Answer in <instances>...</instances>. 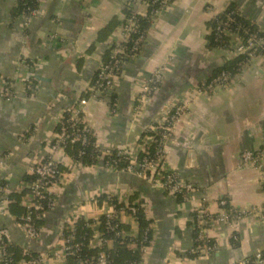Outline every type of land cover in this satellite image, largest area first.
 Returning <instances> with one entry per match:
<instances>
[{
    "label": "crops",
    "instance_id": "crops-1",
    "mask_svg": "<svg viewBox=\"0 0 264 264\" xmlns=\"http://www.w3.org/2000/svg\"><path fill=\"white\" fill-rule=\"evenodd\" d=\"M18 1L0 0V87L10 81L16 93L0 98V184L9 194H26L30 166L49 155L55 118L81 98L89 100L83 117L104 148L131 147L140 154L145 137L158 135L167 110L195 87L222 71L230 73L231 82L196 97L166 147L165 167L195 187L190 202L146 179L107 169L102 161L81 167L69 153L60 152L56 159L67 178L56 210L42 221L40 241L29 242L17 216L8 206L0 209V228L9 230L12 244L34 253L56 247L68 219L97 226L105 196L111 194L143 201L150 210L151 243L139 264H230L264 250V223L246 216L236 228L208 223L206 234L216 250L190 256L198 236L193 217L198 209L216 218L221 200L241 210L264 207V168L242 160L244 152L264 146V56L244 58L234 73L231 65L240 57L209 45L216 18L231 4L264 35V0H172L157 16L145 2L37 0L38 14L27 27L21 16H12ZM132 12L149 20L146 42L126 60L111 93L91 99L90 86L109 60V45ZM53 35L59 39L50 40ZM163 66L167 73L158 92L140 103L143 86ZM28 81L35 86L33 97L26 93ZM124 221L132 233L133 221Z\"/></svg>",
    "mask_w": 264,
    "mask_h": 264
},
{
    "label": "built area",
    "instance_id": "built-area-1",
    "mask_svg": "<svg viewBox=\"0 0 264 264\" xmlns=\"http://www.w3.org/2000/svg\"><path fill=\"white\" fill-rule=\"evenodd\" d=\"M130 1L133 5H140L145 2L150 7L158 6V9L151 10V15L157 16L163 9L169 6L172 0ZM208 1L209 3L212 2V0ZM227 8L215 20L216 26L212 32L216 37V41H227L228 50L236 57H245L246 59H254L258 56L263 57L264 38H259L257 35L250 33L248 29L244 28L242 23L234 26L236 22L233 17L234 12L227 13L225 18H223L222 16L226 13ZM237 12L243 16L240 8ZM37 14L38 8L27 7L26 11L21 15L24 26H29ZM140 19V15L137 12H132L123 23L119 35L111 41L109 45V60L101 64L90 86L91 99L100 100L111 93L115 84L120 80L126 60L137 55L145 44L147 31L141 28ZM240 30L244 31L243 35L239 34ZM58 39L56 35L50 38V40ZM244 64L245 61H242L241 65ZM166 73L167 67L163 66L152 74L141 90L140 103H147L158 92ZM230 82V73L222 71L210 81L195 87L183 102L170 107L158 127V137H145L144 143L146 145L143 144L140 148V153L144 154L142 161H138V153L134 148L127 147L115 150L110 147L104 148L100 144L97 134L86 123L83 117V111L89 100L81 98L78 103L62 109L55 118L57 129L50 140L49 155L37 160L29 168V176L33 177V180L27 182L26 194L22 199V205L26 213L18 219V224L24 231L28 241H40L41 226H38V222L43 221L58 206L59 196L61 195L62 186L65 183L67 174L56 159V154L60 152L67 153L68 149H73L75 146L81 147L76 156H71L78 166H86L83 158L88 155L87 149L90 148L88 153L92 155L93 160L102 161L105 168L146 179L154 187L166 194L180 198L183 202H190L196 191L195 187L165 167L166 147L173 139L178 126L182 123L193 100L198 96L214 92L217 87L227 86ZM11 86L12 84L5 83L0 87V98L7 99L16 95V93L12 92ZM26 88L28 91L32 90V92H35V86L31 81L26 83ZM34 92L31 94L32 97L34 96ZM111 107L113 112H116L118 102L116 100L113 101ZM153 144L158 147L154 156L149 154V146ZM114 152H116V156H113ZM242 160L246 165L263 169L264 146L258 151L244 152ZM120 163H125L126 166L121 168ZM8 196L7 187L4 184H0V209H5L10 203ZM91 199L94 198L91 196ZM105 204L106 209L97 226L89 223L87 220L83 223L82 229H88L87 233L78 236L77 218L73 220L68 219L61 228L56 247H52L48 251H39L38 253H34L29 247H26L23 249L22 259L18 262H15L8 250L12 244L9 230L0 228V263L46 264L48 262H55L58 264H110L109 256L101 248L105 246L109 247L110 244H113L114 239H128L130 248L143 254L151 243L149 233L152 230V226L150 224L141 236L137 229L139 227L137 217L140 213H143L145 218L150 221V210L148 207L145 206L143 201L130 202L126 199H119L111 194L106 195ZM219 206L220 211L216 218L203 208L196 211L198 236L195 246L191 251L192 254L199 253L201 255L202 251L210 254L216 250V244L208 238L205 229L206 225L213 220L222 225L229 226V228H236L238 221L246 216L254 217L264 223V207L241 210L229 206L227 200H221ZM126 217L130 218L136 227L132 233H127L124 229ZM101 225H103V230L100 229ZM107 235L113 238L110 239ZM234 240L237 241L238 238L235 237ZM96 249L97 252L91 254L90 251ZM230 264H264V250L257 251L253 255L233 261Z\"/></svg>",
    "mask_w": 264,
    "mask_h": 264
},
{
    "label": "trees",
    "instance_id": "trees-1",
    "mask_svg": "<svg viewBox=\"0 0 264 264\" xmlns=\"http://www.w3.org/2000/svg\"><path fill=\"white\" fill-rule=\"evenodd\" d=\"M27 7H31L33 9L38 8L37 0H29V1L28 0H19L17 2V5L15 6V8L13 10V13H12L13 18L21 16L26 11ZM150 8H151V10L152 9H156V8L158 9V6H153V7H150ZM238 9H239V7L236 4H231V5L228 6L226 13L222 17L225 18L227 13L234 12L233 17L236 20L234 26H236V25L238 26V24L242 23L244 25V28L248 29L250 31V33H252L254 35H257L259 38L260 37L264 38V35L257 29V27L253 23L249 22L247 19H245L243 16H241L237 12ZM139 22H140L141 28L144 31H147V28L149 26V20L148 19L147 20L146 19H140ZM215 26H216V23H214L212 27L215 28ZM243 30L239 31L240 35L244 34ZM209 45H210V47H212V46H223V47H225L227 49L229 48L228 44H227V41H225V40H223L222 42L216 41V37H215L213 32H212L211 37L209 38ZM244 58L245 57H240L238 60H236L231 65V66H233V68H235V70H233L234 73H236L237 70L240 69L241 61ZM231 66H229L228 68L231 69ZM9 83H10V81L6 82V84H9ZM25 88H26V84H25ZM11 90H12L13 93H15V90H14L13 86H11ZM33 92H32V90L28 91L27 88H26V93H27L28 96H31V94ZM152 133L156 134V132H152ZM157 137L158 136H156V138ZM80 148H81L80 146H75L73 149H68L67 153H69L70 156H73V155L76 156L77 152H78V150ZM157 149H158V147L155 144L151 145L150 148H149V154L154 156L156 154V152H157ZM89 151H90V148L87 149V154L88 155L83 158V162H84L85 165H91V164H93L95 162L93 160V158H92V155L88 153ZM113 156H116V152H114ZM143 157H144V154H142V153L138 154V161H142ZM125 166H126L125 163H120V167L121 168L125 167ZM32 180H33V177L29 176L27 178V182H30ZM23 194H25V192L24 193H19V194H9V196H8V198L10 200V203L8 204V208L14 215L17 216L18 219H20L26 213V210L20 207V202H21ZM193 217H194V232L196 233L197 232V228H196L197 227V214H193ZM137 219L139 221L140 235L142 236L144 230H146L150 226L151 222L145 218L143 213H140L138 215ZM41 224H42V221L38 222V226H41ZM82 227H83V223L79 222L78 226H77V234H78V236H82V235H84L85 233L88 232V229L87 230H83ZM100 229L103 230V225L100 226ZM149 236L151 238V232L149 233ZM107 237L110 238V239L113 238L110 235H107ZM129 244L130 243H129L128 239L127 240L114 239L112 248H109V247L105 246V247H103L101 249L104 250L106 252V254L109 256L110 264H133V263L139 264V263H141V261H142V253L137 251V250H132L130 248ZM8 250H9L10 254L12 255V257L14 258L15 262H18V261H20L22 259L23 248H20V247L14 245V244H11L9 246ZM90 252H91V254L92 253H96L97 249L96 250H92ZM190 256L192 258H196V257L200 256V254L199 253H197V254H192L191 253Z\"/></svg>",
    "mask_w": 264,
    "mask_h": 264
}]
</instances>
